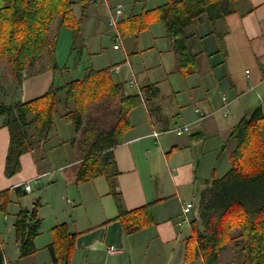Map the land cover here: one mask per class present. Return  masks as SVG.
<instances>
[{
  "label": "crops",
  "instance_id": "0c3cea01",
  "mask_svg": "<svg viewBox=\"0 0 264 264\" xmlns=\"http://www.w3.org/2000/svg\"><path fill=\"white\" fill-rule=\"evenodd\" d=\"M100 2L92 0L89 12L93 9L95 15ZM134 5L130 11L125 10L122 21L136 16V24H147V28L140 34L119 32L116 38L138 44L125 54L126 60L136 59L138 74L133 61L115 73H131L129 84L138 86L137 93L126 95L141 94L148 86L155 88L149 99L129 114L124 142L113 153L124 207L134 210L153 204L156 225L132 236L125 235L122 223L116 219L118 211L107 179L78 181L85 158L79 155L80 147L74 141L71 160L57 171L51 167L47 149L43 155H37L32 146L21 157V172L7 177L11 134L1 117L0 253L3 264H53L49 246L54 240L53 230L61 224H67L77 234L72 264H182L184 241L189 236L183 227L185 224L190 227L183 213L185 204H195L200 191L212 178H221L229 170L230 161L228 164L224 160L223 146L233 127L257 108L264 113V0H241L235 12L214 25L209 24L208 30L198 32L199 36L191 40L194 54H199L198 62L190 64L188 74L178 69L174 41L170 40L168 47L159 45L161 37L158 36L155 45L152 40L153 45L139 48L140 37L159 23L145 20L144 11L161 5L145 9L143 13L136 12ZM173 76L184 79L183 91L173 89ZM33 78L24 83L23 102L30 101L29 95L31 100L40 97L38 91L27 87V81ZM168 81L174 90L172 95L164 94L162 89V84ZM183 92L184 98L178 102L177 96L181 97ZM197 110L209 116L201 119ZM182 126H188L189 131L183 135L173 132ZM262 134L264 139V131ZM61 141L60 147L67 140ZM27 184L31 185V192L25 190ZM5 193L11 203L3 211ZM35 204H39L41 220L34 240L35 252L22 257L15 222L21 211H32ZM111 247H115L114 252L110 251ZM229 249L232 247L228 246L222 254L227 256Z\"/></svg>",
  "mask_w": 264,
  "mask_h": 264
},
{
  "label": "trees",
  "instance_id": "16d2710c",
  "mask_svg": "<svg viewBox=\"0 0 264 264\" xmlns=\"http://www.w3.org/2000/svg\"><path fill=\"white\" fill-rule=\"evenodd\" d=\"M91 1L0 0V118H4L11 134L5 175L13 177L21 172V157L32 149L31 128H35L39 140L50 138L61 96H65L68 106L74 105L65 118L74 123L77 134L84 128L93 104L110 102L113 113H117L116 123L101 130L92 122L82 132L88 148L78 181L107 179L118 211L116 219L122 223L125 235L132 236L156 225L154 208L153 204L134 210L124 207L113 149L124 142L129 114L149 99L155 86L145 87L141 94L126 95L124 84L113 81L112 68H90L82 79L52 87L34 100L23 102L17 98L26 79L38 75L44 63H49L55 72L59 70L56 62L59 31L63 27L72 28L77 43ZM240 1L169 0L151 11H144V15L155 13L167 37L174 41L178 69L188 74L190 64L198 62L199 56L194 54L191 42L199 36L196 25L203 24L204 19L214 25L235 12ZM76 8H79V16L75 14ZM122 23L126 26L122 30L124 35L140 34L148 26L137 25L136 16ZM263 131L264 113L260 108L244 116L231 130L223 146L226 151L229 144H236L229 153L230 168L223 177L212 178L198 195L189 236L184 241V264H218L228 246L232 247L235 264H264ZM2 196V210L6 211L11 201L6 193ZM15 227L21 256L31 255L41 227L39 204H35L32 211H21ZM53 235L49 246L53 264H72L77 234L72 233L67 224H61L55 227ZM0 264H3L2 253Z\"/></svg>",
  "mask_w": 264,
  "mask_h": 264
},
{
  "label": "rangeland",
  "instance_id": "374dc122",
  "mask_svg": "<svg viewBox=\"0 0 264 264\" xmlns=\"http://www.w3.org/2000/svg\"><path fill=\"white\" fill-rule=\"evenodd\" d=\"M100 1L101 2L98 7L95 8V15L93 9L90 12L88 10V19L86 18L83 23L81 35L77 43H75L74 31L72 28L63 27L60 29L56 50V62L58 64L59 70L55 72L52 70L49 63H44L41 66L42 70L38 73V75H36L38 77L33 78L35 77L33 76L31 77L33 78L32 80L27 81V87L29 90L33 89L32 91H38V96H42L46 94L52 87H60L72 80L82 79L90 68L96 70L112 68L111 75L113 76V81L115 83H123L126 94H135L138 92V86L131 85L129 84L130 82H128L132 78L131 73L126 71L120 75L115 73L121 69L122 65L125 64V66L129 67L131 64L130 62L133 61V66H135L134 69L136 70V74H138L136 59H125L126 52L128 50L133 51L134 49L132 47L135 48L136 43L127 41L120 42V39L117 40L116 36L119 32L123 33L122 30L125 29L126 26L124 23L121 24V22L124 18L125 10L130 11L132 4H135L134 9L136 12L143 13L145 9L163 5L169 0H137V2H135V0H117L114 2L108 0ZM119 9L122 10L121 14H118ZM75 14L79 16V8L75 9ZM147 14L144 16L145 20L150 22L152 21V23L158 21L155 13L149 12V14ZM208 27L209 22L207 19L203 20V24L196 25V28H198L199 32H203L205 29L208 30ZM158 36L161 37V42H159V45L164 44L168 47L170 44V39L166 35V30L163 24L159 22L151 26L150 30L140 37L139 48L141 47V49H143V46H147V44L148 47L153 45L152 40L154 41L155 45V39ZM117 37L119 38V36ZM208 41L211 42V40ZM115 44H117L121 50H114ZM136 45L138 46V44ZM178 79L180 82L177 81ZM183 80L184 79L182 77L173 76L171 81L173 89H177L176 91H183L186 87ZM162 89L164 94L172 95L173 89H171L169 81L166 82V84H162ZM24 93L26 95V91L23 92V90H21L17 98H21ZM182 94L181 97L177 96L178 102L184 98V92ZM29 97L30 98L28 100H31L32 97L30 95ZM8 100L9 99H7V101ZM72 108H74V105L70 104L68 106L65 101V96H61V102L58 105V111L54 116L55 128L47 141L39 140L35 128H31L30 130V133L33 136L31 141L32 146L35 147L37 155H43L47 149L51 167L56 171L60 166L66 165L69 160H71V144L74 142H76L78 148L80 147L81 152L79 155L81 158L85 156V150L88 147L85 146V138H83L82 132H85L87 128L90 127L92 122H95L99 129L106 130L109 127H112L118 119L117 113H113L114 107H112L110 102L103 101L102 103L96 105L93 104L89 109L84 128L79 134H77L74 130V123H70L67 121V118H65V115L69 111L68 109ZM196 113L201 119L207 118L209 116V114L206 113H198V110ZM65 139L67 140L64 143L65 145H61V147L58 146L62 144L61 140ZM235 145H231V147H229L230 149L228 148L226 151H224L225 153H223L225 158L224 160H226L228 164L229 153L234 149ZM219 172H221V170H219ZM37 191L38 190H36V192ZM191 218L192 214H189V219L191 220ZM188 223L190 224V222ZM183 230L187 233L189 232L187 224L184 225ZM226 249L227 248H225V250ZM231 250L229 249L227 256L226 254H222V259L218 264H235L233 252L231 253ZM182 264H184V259Z\"/></svg>",
  "mask_w": 264,
  "mask_h": 264
},
{
  "label": "built area",
  "instance_id": "2783aa9c",
  "mask_svg": "<svg viewBox=\"0 0 264 264\" xmlns=\"http://www.w3.org/2000/svg\"><path fill=\"white\" fill-rule=\"evenodd\" d=\"M122 13V10L119 9L118 11V14H121ZM115 49H119V46L118 45H115L114 47ZM198 113H200L198 111ZM189 131V127L188 126H182V127H179L177 129L174 130V132H176L178 135H183L185 133H187ZM160 134H156V136H159ZM25 190L27 192H31L32 191V188H31V185L30 184H27L25 186ZM194 207H195V204L192 203V202H189V203H186L185 206H184V210H183V213L185 215V221L186 222H190V219H189V214L192 213V211L194 210ZM111 252H114L115 251V247H111L110 249Z\"/></svg>",
  "mask_w": 264,
  "mask_h": 264
}]
</instances>
